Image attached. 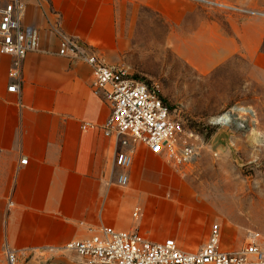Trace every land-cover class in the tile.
<instances>
[{
  "label": "crops",
  "instance_id": "1",
  "mask_svg": "<svg viewBox=\"0 0 264 264\" xmlns=\"http://www.w3.org/2000/svg\"><path fill=\"white\" fill-rule=\"evenodd\" d=\"M216 6L221 4L29 0L24 23L37 29L39 50L22 61L18 92L7 91L17 79L10 75L12 58L0 54V264H7L6 249L19 264H83L64 246L104 226L137 228L151 241L173 238L185 250L205 243L208 220L185 215L175 195L163 197L178 172L165 158L136 144L128 183H116L114 156L121 147L102 131L110 108L91 88V67L58 51L66 36L121 67L125 54L139 49V39L157 30L162 48L200 77L236 55L264 71V18ZM84 123L92 127L84 129ZM23 157L26 164H20ZM136 207L142 211L138 221L131 217Z\"/></svg>",
  "mask_w": 264,
  "mask_h": 264
},
{
  "label": "rangeland",
  "instance_id": "2",
  "mask_svg": "<svg viewBox=\"0 0 264 264\" xmlns=\"http://www.w3.org/2000/svg\"><path fill=\"white\" fill-rule=\"evenodd\" d=\"M206 1L230 7L216 6L223 13L264 18V0ZM217 18L225 25L223 14ZM161 43L157 30L140 38L139 49L126 53L121 67L155 86L172 116L192 134L195 156L170 179L163 197L175 195L184 214L220 224L222 247L236 250L249 231L264 234V71L236 55L200 77ZM228 112L230 123L216 124Z\"/></svg>",
  "mask_w": 264,
  "mask_h": 264
},
{
  "label": "built area",
  "instance_id": "3",
  "mask_svg": "<svg viewBox=\"0 0 264 264\" xmlns=\"http://www.w3.org/2000/svg\"><path fill=\"white\" fill-rule=\"evenodd\" d=\"M28 2L2 0L0 5V54L12 58L10 75L17 79L7 88L9 92L19 91L22 61L39 50L37 29L24 23ZM58 52L91 67V88L110 108L102 131L121 147L114 156V165L119 169L118 185L128 183L136 144L162 156L174 169L192 162L195 156V147L190 142L192 134L172 116L155 86L132 77L123 67L105 64L94 52L66 36L60 37ZM91 127L89 123L82 125L84 129ZM26 163L27 158L23 157L20 164ZM140 216L136 207L131 217L136 221ZM221 238V225L213 223L201 247L185 250L173 238L151 241L137 228L122 231L104 226L87 239L69 241L64 249L82 258L83 264H264V234L249 231L243 246L236 250L224 249ZM6 260L7 264H19L15 252L9 249Z\"/></svg>",
  "mask_w": 264,
  "mask_h": 264
},
{
  "label": "bare ground",
  "instance_id": "4",
  "mask_svg": "<svg viewBox=\"0 0 264 264\" xmlns=\"http://www.w3.org/2000/svg\"><path fill=\"white\" fill-rule=\"evenodd\" d=\"M239 111H246V112H250V110H248L247 108H239ZM230 120H232V115L229 113H225L223 114L221 117L215 119V121L217 122L216 124H223V125H228V123H230Z\"/></svg>",
  "mask_w": 264,
  "mask_h": 264
},
{
  "label": "trees",
  "instance_id": "5",
  "mask_svg": "<svg viewBox=\"0 0 264 264\" xmlns=\"http://www.w3.org/2000/svg\"><path fill=\"white\" fill-rule=\"evenodd\" d=\"M262 52H264V51L262 50Z\"/></svg>",
  "mask_w": 264,
  "mask_h": 264
}]
</instances>
